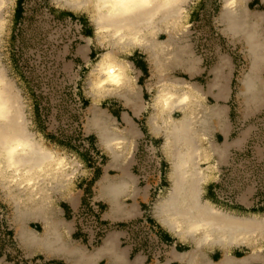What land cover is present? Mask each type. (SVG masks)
Segmentation results:
<instances>
[{"label":"bare ground","instance_id":"obj_1","mask_svg":"<svg viewBox=\"0 0 264 264\" xmlns=\"http://www.w3.org/2000/svg\"><path fill=\"white\" fill-rule=\"evenodd\" d=\"M55 1L75 12L88 6L97 40L106 47L90 75L95 103L87 113L84 127L87 133L95 132L99 145L112 151L117 159L120 145L127 138L116 132L109 114L98 110L97 101L124 96L132 76L123 55L136 49L146 54L160 81L167 79L165 72L172 67H196L199 60L184 46L181 29L180 8L190 0ZM248 1L222 0L218 23L226 37L244 46L249 68L240 79L239 96L250 107L262 96L259 71L264 67V15L249 11ZM8 2L0 0V38L4 29L2 10ZM224 61L223 58L222 65ZM159 95L154 108L160 112L157 120L164 130L173 181L154 209L158 222L180 241L192 245V250L183 254L191 261L203 246L210 249L262 241L264 219L225 215L201 200L204 171L199 163L205 158L198 146L207 135L210 115L220 114L219 109L205 107L191 87L183 94L168 96L161 90ZM172 110L183 114L181 120L172 121ZM78 171L77 164L45 149L29 131L22 99L0 55V190L12 206L11 225L20 247L42 245L53 251L58 245L60 223L52 209V199L68 190ZM31 223H41L42 230L32 228Z\"/></svg>","mask_w":264,"mask_h":264},{"label":"crops","instance_id":"obj_2","mask_svg":"<svg viewBox=\"0 0 264 264\" xmlns=\"http://www.w3.org/2000/svg\"><path fill=\"white\" fill-rule=\"evenodd\" d=\"M254 2H257L256 7L263 8L264 15V0H249L247 9L250 11V5ZM86 40L87 51L92 56L98 54V50L102 51L101 55L106 53V47L97 40L95 27L86 33ZM127 56L132 79L122 94L124 96L114 98L120 110L116 117L121 124L118 133L127 138L120 145L118 158H114V153L99 143L94 144L95 152L100 155L99 162L95 165L86 163L84 178L71 184L64 193L54 196L59 204H55L53 198L51 205L60 223V238L53 251L42 245L37 248L30 245L20 247L12 229L14 241L24 259L29 261L28 264H32L30 260L34 259H37L35 264H155L123 246L122 234L118 232L109 234L96 249H89L81 242L70 221V214L86 201L93 200L99 203L103 219L108 223L149 218L157 226L161 238L171 245L166 257L158 264H264V238L256 244L216 245L210 249L203 246L191 261L183 254L190 252L192 245L180 241L164 229L154 213L157 202L168 192L173 181L168 149L155 142L164 135V130L159 128L161 122L157 119L160 112L154 105L161 90H165L168 96H174L175 93L183 94L191 87L205 107H217L220 111V114L210 115L207 135L203 139L215 143L201 148L204 158L205 153L210 151L214 159L213 165L202 169L204 182L201 200L225 215L247 220L264 219V148L256 146L257 157L251 158L252 130H242L239 126L240 122L250 120L257 114H232L235 84L232 59L224 57V66L221 64L212 68L208 72L210 78L201 83L192 81V78L201 77L207 71L203 70L201 60L191 70L183 67L166 70L167 79L160 81L144 52L136 49ZM263 73L264 67L259 71V74ZM169 116L176 122L181 120L183 114L179 110H172ZM154 120L158 125L153 123ZM89 135L97 138L95 132ZM199 164L202 168L206 162ZM164 184H169V188L163 187ZM113 191H117L116 194ZM34 224L30 226L34 228ZM38 224L40 228L35 229L40 231L43 227L41 223ZM0 264H12L8 254L1 249Z\"/></svg>","mask_w":264,"mask_h":264},{"label":"rangeland","instance_id":"obj_3","mask_svg":"<svg viewBox=\"0 0 264 264\" xmlns=\"http://www.w3.org/2000/svg\"><path fill=\"white\" fill-rule=\"evenodd\" d=\"M8 1L2 10V63L22 99L29 131L42 142L45 149L54 150L79 166L73 181L76 183L84 178L86 163L95 165L100 159V155L94 150V144L98 140L94 135H89L84 127L87 113L95 103L90 75L102 56L101 50L94 56L87 51L86 33L94 28L89 7L75 12L55 0ZM256 3L250 5V11L263 14V8L256 7ZM221 7L222 0H190L182 5L181 29L185 34L182 40L184 46L201 60L203 70L207 69L205 75L192 78L193 82H206L210 78L208 72L221 65V58L232 59L235 67L232 114H257L254 118L239 123L242 130H252V148H249V152L251 158H256L255 147L264 148V73L260 74L261 100L256 105L247 107L239 96V84L248 71L249 61L243 53V44L234 43L223 34V27L218 23ZM127 57V54L123 55V58ZM114 98L102 97L97 104L99 111L109 114L114 122V129L119 132L121 124L116 117L120 110ZM155 142L165 145L164 135L159 136ZM213 143L215 142L203 140L198 147H208ZM205 155L206 165L202 169L213 165L212 153L207 151ZM164 186L169 188V184ZM54 198L53 202L59 204L58 199ZM91 201H86L82 206ZM12 216V206L5 193L0 190V249L8 254L10 263L28 264L29 261L24 259L14 241ZM70 221L75 227L71 214ZM33 227L39 229L40 225L35 223ZM81 242L86 246L85 242ZM36 260L30 262L35 264Z\"/></svg>","mask_w":264,"mask_h":264},{"label":"built area","instance_id":"obj_4","mask_svg":"<svg viewBox=\"0 0 264 264\" xmlns=\"http://www.w3.org/2000/svg\"><path fill=\"white\" fill-rule=\"evenodd\" d=\"M76 234L90 249L99 247L109 234L118 232L123 246L147 258L151 263H159L169 252L171 245L165 242L155 224L147 217L125 223L104 221L99 203L93 200L71 213Z\"/></svg>","mask_w":264,"mask_h":264}]
</instances>
